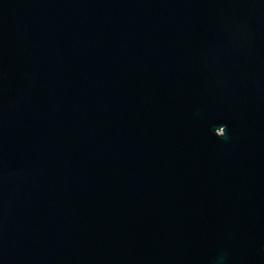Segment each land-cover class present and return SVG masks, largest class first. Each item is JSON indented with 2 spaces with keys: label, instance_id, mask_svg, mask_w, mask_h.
Segmentation results:
<instances>
[{
  "label": "water",
  "instance_id": "95a60500",
  "mask_svg": "<svg viewBox=\"0 0 264 264\" xmlns=\"http://www.w3.org/2000/svg\"><path fill=\"white\" fill-rule=\"evenodd\" d=\"M0 264H264V0H0Z\"/></svg>",
  "mask_w": 264,
  "mask_h": 264
}]
</instances>
